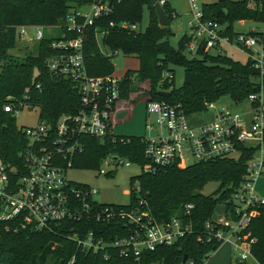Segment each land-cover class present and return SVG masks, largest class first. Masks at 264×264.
I'll return each mask as SVG.
<instances>
[{
    "label": "built area",
    "instance_id": "obj_1",
    "mask_svg": "<svg viewBox=\"0 0 264 264\" xmlns=\"http://www.w3.org/2000/svg\"><path fill=\"white\" fill-rule=\"evenodd\" d=\"M186 1L189 14L185 33L187 52L195 55L201 49L223 54L222 45H230L246 53L251 66L259 72V81L264 78V22H260L263 28L236 31L229 37L222 35L221 25L202 18L197 0ZM156 2L162 7L167 0ZM111 12L108 3L92 0L72 8L60 23L16 27L15 41L26 46L33 47L38 41L49 40L44 68L53 78L70 84L77 93L78 105L73 112L59 113L53 121L38 118L35 125L19 128L25 140V146L18 153L19 165L0 163L1 229L12 234L47 231L61 235L73 244L65 264H162L157 258L150 259V254L188 235H193L198 243L216 245V249L228 243L235 264H259L251 255L253 238L246 229L264 205V199L253 193L255 179L264 173L262 92L247 95L246 107L239 112L216 106L214 102L204 103L205 110L194 113L193 118L207 113L209 118L198 121H192L179 104L140 92L145 134L137 136L142 145L143 161L136 165L141 173L153 174L172 164L186 166L215 158L236 157L240 146L253 148L245 161L240 183L226 200L218 203L222 204L221 210L214 211L203 222L200 233L194 232L183 217L173 215L166 221L156 220L140 197L136 181L124 191L128 202L115 205L95 201L92 198L95 189L65 176L66 171L73 168V157L82 151V139H113L111 122L117 104L129 97L134 99L133 91L128 92L126 98L121 97L124 72L120 76L112 72L94 76L88 74L84 65L85 29ZM113 26V21L107 22V27ZM117 26L130 31L138 28L136 24L125 22ZM93 33L103 55L111 57L117 52L107 53L103 48L101 38L106 34L105 28L95 27ZM129 79L134 80L133 77ZM163 82L167 83V89L160 91H168L172 87L171 71H162L159 85ZM23 106L7 104L3 111L14 116ZM128 140L121 138L120 142ZM131 164L134 163L126 157L110 153L100 159L95 170L97 174L107 175L112 172L111 168ZM131 193L135 197L132 204L129 201ZM188 209L185 208L184 215L188 214ZM216 249L210 248L199 261L185 255L179 264H205Z\"/></svg>",
    "mask_w": 264,
    "mask_h": 264
},
{
    "label": "trees",
    "instance_id": "obj_2",
    "mask_svg": "<svg viewBox=\"0 0 264 264\" xmlns=\"http://www.w3.org/2000/svg\"><path fill=\"white\" fill-rule=\"evenodd\" d=\"M92 0H0V163L18 166V153L25 146L14 116L3 111L7 104L25 105L38 109V118L53 121L61 112H73L78 105L77 93L70 84L53 78L46 71L43 60L49 54L48 39L38 41L29 52L16 58L9 53L15 47V29L19 25H51L60 23L72 9ZM108 3L112 12L96 20L85 29L83 61L90 75H105L112 71L109 56L103 55L94 38L95 27L106 29L101 38L103 48L117 50L137 59V69L123 73L121 97L138 89V83H146L145 94L154 99H165L179 104L186 114L202 112L204 103L215 102L226 96L232 103H243L249 94L262 92L264 78L251 66V60H233L223 54H210L201 49L193 57H187L186 34L177 40L176 48L166 38L172 34L170 26L157 25L156 16L149 0H101ZM249 1L255 3L250 7ZM146 9L148 22L143 30H126L117 26L120 22L139 26L141 13ZM162 9L169 21L173 18L167 3ZM204 20L215 21L223 27L222 35L232 37V25L236 21L264 22V0H216L201 3ZM113 27H107L108 21ZM169 65H178L183 70L181 86L168 90L167 97L158 95L167 89V83L159 85L162 71ZM133 77L134 80H130ZM172 83V82H171ZM170 83V84H171ZM253 102H251L252 104ZM21 108V107H19ZM102 141L84 137L82 151L72 159L75 169H96L100 159L110 153L126 157L134 164L143 161L142 145L136 135L114 134ZM129 139L121 143L120 139ZM253 148L239 147L236 157L215 158L186 166L172 164L158 169L153 174L138 173L129 177V184L137 182L140 197L146 202L151 215L158 221L171 216L183 217L194 232L200 233L203 222L215 211L216 205L226 200L238 186L244 174L245 161ZM209 182L217 183L211 194L200 191ZM129 201L135 202L131 193ZM185 208L188 214L184 215ZM253 243L250 252L253 258L264 264V205L247 226ZM216 245L198 243L193 235L185 236L170 246L151 253L150 259L162 264H179L184 254L199 261ZM73 251L70 240L47 231L4 232L0 227V262L3 264H65Z\"/></svg>",
    "mask_w": 264,
    "mask_h": 264
},
{
    "label": "rangeland",
    "instance_id": "obj_3",
    "mask_svg": "<svg viewBox=\"0 0 264 264\" xmlns=\"http://www.w3.org/2000/svg\"><path fill=\"white\" fill-rule=\"evenodd\" d=\"M182 9L187 10L183 15L173 17L170 21V29L172 34L166 38L168 44L171 47L176 48L177 40L181 35H184L187 30V21L189 20L188 4L186 0H178ZM216 0H197L199 4L205 2H215ZM250 7H254L255 3L249 1ZM242 21V20H240ZM240 21H236L232 25V29H245L246 26H239L237 24ZM245 25H255L257 29L263 28V24L251 20H245ZM148 22V15L144 8L141 13L139 22V30H143ZM46 33L45 30H42ZM222 48L226 51L227 55L231 56L233 60L244 62V53L235 47H232L233 51L228 50V46L222 45ZM227 48V49H226ZM32 49V46H26L23 42L15 41V47L9 51L11 55L16 58H20L26 52ZM109 53V51H107ZM183 53L187 57H193L194 54L183 50ZM213 54V51H209ZM225 53V54H226ZM112 64V73L116 76H120L126 69H137L138 62L134 56H127L117 51L110 58ZM168 69L172 70V83L171 86L177 88L181 86L183 80V70L181 66L169 65ZM147 88L146 83L138 85V89L133 91V100L125 99L122 103L125 110L119 112L115 119L117 120L116 126L113 128V132L119 135H144L143 129V99L140 96V92H145ZM216 106H221L228 110L239 112L243 107H246V102L240 104L232 103L226 96L219 97L215 102ZM38 109L36 107L27 108L25 106L18 108L14 113V124L16 127H25L35 125L38 121ZM194 113L189 114L191 120H207L209 118L208 113L195 116ZM103 168V166H101ZM107 169V168H105ZM112 172L107 175L97 174L95 169H75L70 168L66 171L65 176L71 181L84 183L95 189L96 192L92 195V198L99 203H112L115 205H125L128 202V196L124 192L129 188V177L136 175L140 172L139 167L136 164L129 166H118L111 168ZM217 187V183L209 182L205 184L200 191L202 194H211ZM253 193L264 199V173H261L253 183ZM222 204H217L215 212L221 210ZM205 264H235L231 258V246L228 243H223L205 260Z\"/></svg>",
    "mask_w": 264,
    "mask_h": 264
},
{
    "label": "crops",
    "instance_id": "obj_4",
    "mask_svg": "<svg viewBox=\"0 0 264 264\" xmlns=\"http://www.w3.org/2000/svg\"><path fill=\"white\" fill-rule=\"evenodd\" d=\"M205 3H209V2H205ZM167 7L169 8V10L174 14V18L176 17V16H178V15H183L185 12H187V10H185V9H182L181 8V5H179V1L178 0H167ZM147 12V11H146ZM249 21V20H248ZM245 20H242V21H240V22H238L237 24H239V26H246L245 27V29H237V30H234L233 29V31L234 32H236V31H248L249 29H251V28H254L255 30H258L257 28H256V26L255 25H252V24H250V25H245ZM223 45H225V46H228V50L229 51H233L232 49H234V48H232V46H230V45H226V44H223ZM227 49V48H226ZM235 50V49H234ZM227 52V50L225 51L224 49H223V53L225 54ZM243 52V51H242ZM244 53V61L246 60V58H247V56H246V53L245 52H243ZM225 55H227V53L225 54ZM227 56H229V55H227ZM229 57H231V56H229ZM232 58V57H231ZM127 70V69H126ZM133 70H135V69H133ZM244 108V107H243ZM242 108V109H243ZM126 109V107H124V105L122 104V103H119V104H117V107H116V110L113 112V114H112V122H111V131L113 132V128L116 126V124H117V120L115 119V116L119 113V112H122L123 110H125ZM114 133V132H113ZM115 134V133H114Z\"/></svg>",
    "mask_w": 264,
    "mask_h": 264
},
{
    "label": "water",
    "instance_id": "obj_5",
    "mask_svg": "<svg viewBox=\"0 0 264 264\" xmlns=\"http://www.w3.org/2000/svg\"><path fill=\"white\" fill-rule=\"evenodd\" d=\"M149 4L153 7L155 16H156V21L157 25L161 27H167L170 25V21L166 14L164 13L163 9L161 6L158 5L156 0H149ZM168 91H159L158 95L161 97H167L168 96ZM185 259V255L183 254L181 256V262H183Z\"/></svg>",
    "mask_w": 264,
    "mask_h": 264
}]
</instances>
